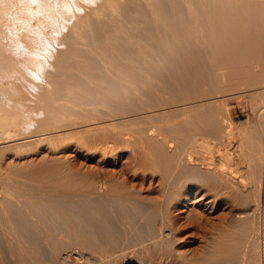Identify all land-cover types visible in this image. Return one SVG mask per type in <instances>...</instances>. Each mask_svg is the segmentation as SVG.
Instances as JSON below:
<instances>
[{
  "label": "bare ground",
  "instance_id": "bare-ground-1",
  "mask_svg": "<svg viewBox=\"0 0 264 264\" xmlns=\"http://www.w3.org/2000/svg\"><path fill=\"white\" fill-rule=\"evenodd\" d=\"M72 138L150 173L3 172ZM233 200L235 239L196 262L264 264V0H0V264H195L176 241Z\"/></svg>",
  "mask_w": 264,
  "mask_h": 264
},
{
  "label": "rangeland",
  "instance_id": "rangeland-1",
  "mask_svg": "<svg viewBox=\"0 0 264 264\" xmlns=\"http://www.w3.org/2000/svg\"><path fill=\"white\" fill-rule=\"evenodd\" d=\"M257 87H255L254 89H256ZM250 90H248V91H253V87H251V88H249ZM252 89V90H251ZM246 90H247V88H246ZM228 105H229V107H230V117H231V119H232V121L235 123V124H242L244 121H246L249 117L251 118L252 117V114L250 113L251 112V109H249L250 107L252 108V106H253V104H255V102L254 101H252L251 100V98L249 97V95H247V97L245 98V99H243V101L242 102H238L235 98L233 99H229L228 101ZM250 111V112H249ZM249 114H250V116H249ZM260 116H256V118H259ZM252 120L254 119V118H251ZM255 120V119H254ZM69 141V142H68ZM75 143H76V145L78 146V144H81V143H78V140L77 139H68V140H66L65 142L63 141L62 143H60V145H58L57 146V150L55 149L54 151H52L53 149H49L48 148V145L46 144V143H44V145H40V146H31L28 150H27V152H26V154H25V156H23V158L21 157H19V158H13V159H11L12 161L13 160H15L16 162L18 161V163H20V164H22V163H24V161L26 162L25 164H27L28 163V160H31L28 164H27V168L26 169H24V168H20V167H18V168H16V169H8L7 168V166H6V163L8 162V161H10V159H9V157L10 158H12V156H8V158L7 157H5V160H7V161H5V160H3L2 162H3V164H1L2 165V168L4 169L3 170V172H5V173H7L8 175H11V176H14V177H30V178H32V177H37V176H40V174H41V176H43V175H53V174H58V173H61V171H59V166L61 167V170L62 169H64L65 171H63V174H65V172H66V174L68 175H70V177H74V176H76V177H78V179H83V178H88L89 176V178H92V176H93V178H106V177H109L110 179L112 178V175H113V173H114V175H113V177L114 178H112L111 180L112 181H116V183L114 184V185H116V184H118V188L120 189V186H122V183H123V185L126 183L127 185H128V183H130L129 185H128V187L130 186V188H128L129 189V191L132 189V188H134V187H132V186H134V185H136V183L142 178L141 176L142 175H144L145 174V172H144V169H146L147 171H149V172H146V174L145 175H147V173H148V175H149V173H150V170L146 167V166H144V169H143V167H142V169H140L141 168V165H138L137 163H136V161L135 162H132V163H129V162H131V161H127V160H125V158L123 157V158H121L120 160L119 159H115V158H109V157H106V158H102V156L100 155V152L99 151H94V150H87V148H85V147H83V145L81 144V145H79L78 147L75 145ZM78 143V144H77ZM42 144V143H41ZM46 144V145H45ZM81 148V149H80ZM93 151V152H92ZM27 158H28V160H27ZM101 158V159H100ZM103 159V160H102ZM112 159V160H111ZM114 159V160H113ZM124 159V160H123ZM27 160V161H26ZM122 161H126V162H128V163H122ZM1 162V163H2ZM6 162V163H5ZM11 162V161H10ZM32 162V164H30ZM9 163V162H8ZM53 163V164H52ZM113 163H115L114 165H113ZM120 163L122 164L121 165V167L119 166L120 165ZM134 163H136L138 166H140L139 167V169H136V168H138V166H133V164ZM50 164H52L51 166L53 167V168H51V166H50ZM124 164H125V166H124ZM126 164H129L130 166H132L131 168L129 167V165H126ZM29 165H31V166H29ZM57 166L58 168H56L55 166ZM6 166V167H5ZM44 167L45 168H47L48 169V167H49V169L47 170V169H45V170H43L44 169ZM127 167H129L130 168V170H129V168H127ZM136 167V168H135ZM57 169V171H58V173H56L54 170H56ZM122 168V169H121ZM124 168H126V170L124 169ZM136 169V170H135ZM31 170V171H30ZM124 170V171H123ZM128 170V171H127ZM42 171V172H41ZM46 171V172H48V174H46V173H44V172ZM51 171H53V174H52V172ZM92 171V172H91ZM106 171H108V173L106 172ZM140 171V172H139ZM39 172H41L40 174H38ZM68 172V173H67ZM94 172V173H93ZM123 172H125L124 174H122ZM136 172V173H135ZM98 173V174H97ZM109 173H112V174H109ZM135 173V174H134ZM65 174V177H67V175ZM72 174V175H71ZM93 174V175H92ZM105 175V177H103L104 175ZM108 174V175H107ZM4 175H6V174H4ZM60 175V174H59ZM69 175H68V177H69ZM84 175V176H83ZM107 175V176H106ZM111 177H110V176ZM60 176H62V175H60ZM98 176V177H97ZM75 177V178H76ZM139 177V178H138ZM108 178V179H109ZM126 178V179H125ZM77 179V178H76ZM125 179V180H124ZM126 181L125 183H124V181ZM123 181V182H122ZM117 182H119V183H117ZM122 182V183H121ZM133 183V185H132V183ZM126 184H125V186H126ZM120 185V186H119ZM117 186V185H116ZM125 186H123L124 188H121L120 190H123V189H127V186L125 187ZM138 186V185H137ZM137 186H135L136 187V189H140L139 188V186L137 187ZM146 186V185H145ZM145 186H143V188H142V192H143V194H146V192L147 191H145V189L147 190V187L145 188ZM132 187V188H131ZM156 186L154 185V188H155ZM236 202V201H235ZM234 202V200L232 201V204L228 207V205H217L216 207H215V209H213V211H211V212H208V211H206V212H203L202 214H201V216L203 217L202 219L203 220H197V222L198 221H200L199 223H201L202 224V227L201 226H199V223H197L198 224V226H199V228H198V226H196L195 224H193L192 226L190 225V226H188L186 229H185V231H186V233H185V235L187 236H185V235H183L184 236V240L182 239V240H177L176 241V246H177V251H178V253H179V251H181L180 252V254H182V256H186V254H188V259H194V261L196 260L195 258H198V257H204V254L205 255H208V254H206V253H209V249L212 247V245L211 244H213V247L215 248V249H217L216 247H218L219 245H217L216 247L214 246V243H215V245H216V242H221V244L223 243V242H225L226 243V241L223 239V238H225L226 239V237L227 236H229V235H231L232 234V238H234L235 239V237L236 236H233V228H235V227H233V226H235L236 225V223L234 222V218H236V216H235V214L237 213V211H238V209H240L241 208V206L239 207V204H237V205H235L236 203ZM234 204V205H233ZM228 208H227V207ZM235 206V207H234ZM238 206V207H237ZM225 207V208H224ZM231 208H232V210H231ZM237 209V210H236ZM222 212V213H221ZM225 212L226 213H229L228 214V216H227V214H225ZM208 213V214H207ZM218 213H221V214H218ZM205 214V215H204ZM223 214H225V215H223ZM215 215H217L218 217H217V219H216V216ZM222 215V216H221ZM215 216V217H214ZM224 216V218H221V217H223ZM209 217V218H208ZM220 217V218H219ZM200 219H201V217H200ZM206 219V220H205ZM207 219H209L210 221H213V222H210L209 220H207ZM230 219V220H229ZM215 220V221H214ZM225 220V221H224ZM264 217H263V213H260V238H259V246H260V249L264 252ZM203 221H204V223H203ZM224 221V225L226 226H224V227H222V222ZM221 223V224H220ZM233 223V224H232ZM200 224V225H201ZM217 224V225H216ZM230 224V225H229ZM233 225V226H232ZM197 228H196V227ZM203 226L205 227V229L203 228ZM209 226V227H208ZM217 227V228H216ZM220 229H219V228ZM228 227V228H227ZM233 227V228H232ZM203 228V229H202ZM227 228V231H225V229ZM231 228V229H230ZM196 229V230H195ZM198 229H200V230H198ZM206 229H207V232H206ZM214 229H216V230H214ZM222 229V231H221V234H223V236L221 237V234H220V230ZM230 229V230H229ZM233 229V230H232ZM214 230V231H213ZM232 230V231H231ZM206 233H205V232ZM211 231H213V232H211ZM218 231V232H217ZM224 231V233H222ZM229 231H231V233L229 232ZM194 232H197L196 234H197V236L199 237V238H197V236H196V234L194 233ZM192 234V236H191V234ZM203 233V234H202ZM206 235H205V234ZM211 233V234H210ZM219 233V234H218ZM229 235H228V234ZM195 234V235H194ZM212 234H216V235H213V237H212V239H210L211 238V236H212ZM218 234V235H217ZM263 234V235H262ZM211 235V236H210ZM220 235V236H219ZM200 236H202V238L200 237ZM205 236V237H204ZM208 236V237H207ZM225 236V237H224ZM263 236V237H262ZM192 237V238H191ZM216 237H218V239L216 238ZM221 238L224 240L223 242H222V240H221ZM198 239V240H197ZM211 240V242H209L210 240ZM216 240L215 242H214V240ZM228 239V238H227ZM233 239V240H234ZM263 239V240H262ZM208 240V241H207ZM232 239L231 238H229V240H227V242L229 241H231ZM232 240V241H233ZM180 241V242H179ZM182 241V242H181ZM214 242V243H213ZM233 243V242H232ZM209 244V245H208ZM263 244V245H262ZM185 246V247H184ZM208 246H211V247H209V248H207ZM203 247V248H202ZM195 250H194V249ZM205 248V249H204ZM213 248V249H214ZM194 250V251H191V250ZM198 249H200V251H202L201 253H200V251H198ZM203 249V250H202ZM209 250V251H207V250ZM212 248H211V251L213 250ZM214 249V250H215ZM185 252H183V251ZM71 251H73V250H71V249H68L66 252H64L65 254H61V259L62 258H64V259H62L66 264H78V263H70V261L68 260V258H67V254H72V256H71V258L70 259H73V260H78L79 262H80V264H97L98 262H96L95 260H93V258H92V256L91 257H89V255L87 254V253H72ZM187 251V252H186ZM189 251V252H188ZM197 251H198V253H200L199 255H198V253H197ZM204 251L206 252V253H204ZM210 251V252H211ZM71 252V253H70ZM183 252V253H182ZM79 254V255H78ZM203 254V255H202ZM64 256V257H63ZM192 256H197V257H193V258H191ZM203 257L201 258L202 259V261H203ZM75 258V259H74ZM90 258H92L91 260H90ZM186 258V257H185ZM67 259V260H66ZM199 260H200V258L199 259H197V262L195 261V264H201V263H203L201 260V262H199ZM92 262V263H91ZM191 261H189V263H190ZM193 262V261H192ZM206 263V262H205ZM205 263H203V264H205ZM193 264H194V262H193Z\"/></svg>",
  "mask_w": 264,
  "mask_h": 264
}]
</instances>
